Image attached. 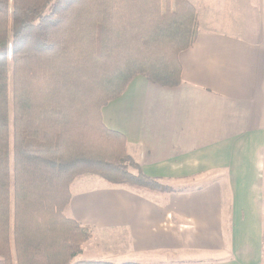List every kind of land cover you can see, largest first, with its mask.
Here are the masks:
<instances>
[{
    "label": "crops",
    "instance_id": "obj_1",
    "mask_svg": "<svg viewBox=\"0 0 264 264\" xmlns=\"http://www.w3.org/2000/svg\"><path fill=\"white\" fill-rule=\"evenodd\" d=\"M190 1L199 28L181 84L137 75L101 109L141 172L172 190L75 177L66 214L91 230L79 260L262 263L264 0Z\"/></svg>",
    "mask_w": 264,
    "mask_h": 264
},
{
    "label": "trees",
    "instance_id": "obj_2",
    "mask_svg": "<svg viewBox=\"0 0 264 264\" xmlns=\"http://www.w3.org/2000/svg\"><path fill=\"white\" fill-rule=\"evenodd\" d=\"M198 28L190 0H0V264H140L75 260L91 230L66 214L70 185L172 190L101 109L137 75L180 85Z\"/></svg>",
    "mask_w": 264,
    "mask_h": 264
},
{
    "label": "rangeland",
    "instance_id": "obj_3",
    "mask_svg": "<svg viewBox=\"0 0 264 264\" xmlns=\"http://www.w3.org/2000/svg\"><path fill=\"white\" fill-rule=\"evenodd\" d=\"M162 183H164V182H162ZM164 184H166V183H164ZM125 185H128V184H125ZM166 185H168V184H166ZM128 186H130V185H128ZM131 187H134V186H131ZM136 188H140V187H136ZM262 225H263V227H262V232H263V258H262L261 264H264V204H263V214H262ZM79 259H81L80 254L75 258V260H79ZM175 261H176V259L174 257L167 256V255L165 256V254H164V255L160 256V258L156 259V261H150L147 264H168V263L170 264V263H173ZM141 264H146V263L141 262Z\"/></svg>",
    "mask_w": 264,
    "mask_h": 264
}]
</instances>
